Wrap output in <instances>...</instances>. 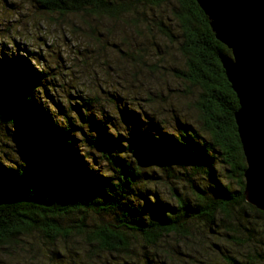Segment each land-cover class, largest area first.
Wrapping results in <instances>:
<instances>
[{
	"label": "trees",
	"instance_id": "trees-1",
	"mask_svg": "<svg viewBox=\"0 0 264 264\" xmlns=\"http://www.w3.org/2000/svg\"><path fill=\"white\" fill-rule=\"evenodd\" d=\"M26 1L59 16L135 14L132 25L143 20L135 18L140 8L172 4L169 19L180 35L163 23L158 30L178 43L183 65L174 77L198 95L191 123L183 119L188 112L163 109L164 99L154 94L145 97L148 110L128 92L124 101L111 89H102L104 97L89 90L78 102L55 104L47 89L50 69L34 67V54L22 47L9 49L0 27L4 258L20 264L19 251L33 259L45 253L50 264L58 256L67 264H202L180 250L197 248L199 228H216L215 238H232L239 247L262 243L264 211L244 198L238 101L220 61L231 53L196 0ZM213 246L224 264H242ZM245 262L264 264L258 255Z\"/></svg>",
	"mask_w": 264,
	"mask_h": 264
},
{
	"label": "rangeland",
	"instance_id": "rangeland-1",
	"mask_svg": "<svg viewBox=\"0 0 264 264\" xmlns=\"http://www.w3.org/2000/svg\"><path fill=\"white\" fill-rule=\"evenodd\" d=\"M172 7V4L162 2L140 8L137 10L140 16L135 18L144 21L132 25L131 19L135 14L110 17L85 12L59 16L40 10L36 4L26 0H0V27L5 31L1 41L9 49L22 47L33 53L34 56L29 58L34 67L50 69L47 89L55 104L65 107L68 102H78L80 92L84 95L92 91L94 98L104 97L102 91L111 89L116 90L119 97L123 95L124 101L128 92V96L137 98L142 109L148 110L147 104L149 108L151 105L145 97L154 94L164 99L163 109L172 106L188 112L190 116L183 119L191 123L190 117L195 116L192 106L198 91L174 77L173 70L181 69L183 65L178 43H169L158 30L159 23H163L174 36L180 35L177 22L169 19ZM48 100H45L46 105L51 107V99ZM134 104L137 103L131 106ZM105 107L108 112L111 110L110 106ZM17 154H20L19 148ZM199 229L203 232H199L201 239L197 248L180 247L187 258L193 254V259L200 260L202 264H224L214 244L242 264H246L245 260L252 255H258V259L262 257L264 262L263 239L259 238L260 245L239 247L232 238H215L213 231L216 228L211 233ZM171 245L174 246L173 243ZM44 254L36 255L35 260L18 251L14 259L20 264H50ZM56 260L57 264H67L68 261L63 256ZM0 262L15 264L14 260L4 258L2 252Z\"/></svg>",
	"mask_w": 264,
	"mask_h": 264
},
{
	"label": "water",
	"instance_id": "water-1",
	"mask_svg": "<svg viewBox=\"0 0 264 264\" xmlns=\"http://www.w3.org/2000/svg\"><path fill=\"white\" fill-rule=\"evenodd\" d=\"M196 2L231 53L220 61L238 101L234 120L246 164L244 198L264 211V0Z\"/></svg>",
	"mask_w": 264,
	"mask_h": 264
}]
</instances>
